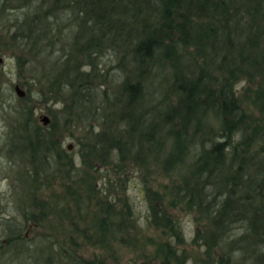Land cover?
Segmentation results:
<instances>
[{
  "label": "trees",
  "instance_id": "obj_1",
  "mask_svg": "<svg viewBox=\"0 0 264 264\" xmlns=\"http://www.w3.org/2000/svg\"><path fill=\"white\" fill-rule=\"evenodd\" d=\"M0 45L19 50L18 65L29 58L46 66L43 50H70L49 63L53 70L40 99L68 100L63 122L75 125L99 111L93 101L104 104L101 130L78 141L79 154L92 175L100 164L114 174L99 188L89 185L98 196L86 200L74 183L64 185L72 196L61 205L55 196H39L51 183L74 177V164L59 147L56 123L39 126L30 108L15 109L12 118L23 119L9 124L5 149L26 166L18 165L16 175L24 193L16 216L0 222V264H103L51 238L32 245L21 233L64 218L76 230L69 204L79 213L80 201L85 228L79 232L94 237L93 245L135 244L138 215L122 195L130 165L146 173L152 167L169 181L166 192H158L142 178L145 221L165 238L155 258L139 264L184 263L172 209L189 213L198 226L192 242L203 249L202 264H264V0H0ZM98 50L120 53L121 77L111 99L89 90L107 78L92 61ZM152 74L159 81L148 102Z\"/></svg>",
  "mask_w": 264,
  "mask_h": 264
},
{
  "label": "rangeland",
  "instance_id": "obj_2",
  "mask_svg": "<svg viewBox=\"0 0 264 264\" xmlns=\"http://www.w3.org/2000/svg\"><path fill=\"white\" fill-rule=\"evenodd\" d=\"M4 46L0 45V57L2 58L0 63V222H11V217L16 216L18 213L20 195L24 193L23 189H21L23 185L19 183L20 181L16 175L20 167L26 168L23 164H18L20 166L18 168L16 161L14 162L12 160L8 151L5 149L7 148L8 142H10V137L7 135L9 124L19 123L20 120L23 119L18 117L16 121L12 118V112L15 109L24 112L25 109L30 108V118L39 126H42V122L39 119L41 115H46L48 117V122L52 120V122L56 123V131L60 139L59 147L65 155L71 157V161L74 164V173L76 174L74 177L70 180H58L55 183H51L49 188L44 191L42 195L39 194V196H55L61 205L63 201L69 200L68 198L72 196L67 195L64 185L74 183L75 189L78 191L77 193L80 194V200H86L88 196L92 198L93 195H97V193H94V189L91 190L92 188H89V185H96V187L99 188L102 183H105L107 178L112 179L114 174L111 171V166L100 164L96 165L98 169L97 173L92 175L93 169L89 167L88 169L85 164L81 163L79 154L80 144L78 141L88 140L92 135L101 130L99 112L103 109L102 107L104 104L100 103L98 100L93 101L92 106H99V111L98 108L92 110L86 119L81 120V124L75 125V121L63 122L65 115H63L64 112L62 108L63 104L69 103L68 100L63 103L60 100L40 99L42 96L39 93V89H45V82L53 70L51 69V64L61 53H67L70 50H43V56L45 54L49 58L48 62L45 64L46 66L42 65V61L39 59L28 60L29 58L18 65L16 56L19 54V50L15 48L6 49ZM91 55L93 57L92 61L95 70L104 74L101 79L107 78L105 82L100 80L102 85L99 86L95 82L91 83L89 90L94 97L96 96L93 94L94 92L98 94L105 91L107 97L111 99L114 94V87L112 88L111 86L118 83L121 77L119 68L120 53L118 50H98L97 52L91 53ZM77 61L81 63L80 65H82L81 68L83 70H88L90 67L89 65H84L85 61L80 53L77 55ZM158 81L159 77L155 78L154 74H152L147 88L145 89V98L148 102H151L153 97L157 95V93H155V86ZM14 84H18L20 88L24 90V94H26L25 101H22L16 96L13 90ZM244 84L245 82L243 81L236 84L235 88L238 92H240ZM94 85H97V87ZM76 110L77 108L73 109V112H76ZM85 134H87V136H85ZM67 145H70V148H67ZM12 157L14 158V156ZM15 160L18 162L19 158L16 157ZM151 168L152 167H149L147 169V173L144 172L142 167L135 165H130L126 170L127 178L125 191L122 192V195L128 196L129 201L133 205L134 215H138L135 224L137 228V242L135 244L131 242H113L108 244L95 243V245H93L94 237L88 235L83 236L79 232L81 229L84 230L85 228V223H83L84 221H82V217L79 215V213L81 215L85 213L83 211L85 207L82 201H80L79 204V213L72 204H69L70 209L68 218L75 223L76 230L73 229V226L68 224L67 219L64 218L60 221L63 222L60 223V225L49 222L46 219L41 226H36L35 228H22L21 233L25 234L27 238L26 241L30 242L32 245L34 243L43 244L45 242L43 240L51 238L54 243L61 244L70 250L73 249L77 256L81 258L90 260H93V258H103V264H139L142 260L154 259L156 246L159 242L164 240L165 235L160 229L145 221L147 205L144 195L140 191L143 186L142 178L145 175L147 185L150 189L157 190L158 192H166L163 185L168 184L169 181L168 178H165L161 173H157V170H155L157 172L151 171ZM39 196L37 197L39 198ZM28 200L29 201L25 199L22 201H26L25 204L28 205L31 199L28 198ZM93 201L94 199L92 202ZM170 212L177 218L183 233L184 243L177 247V251H182L186 256L183 264H202L201 258L203 257V249L202 247H197L196 244L192 242L194 229L197 226L192 216L189 213H184L177 209H172ZM87 217H89V215ZM2 228L0 225V239L2 238ZM129 231L132 232L130 229ZM25 264L29 263L26 262Z\"/></svg>",
  "mask_w": 264,
  "mask_h": 264
},
{
  "label": "water",
  "instance_id": "obj_3",
  "mask_svg": "<svg viewBox=\"0 0 264 264\" xmlns=\"http://www.w3.org/2000/svg\"><path fill=\"white\" fill-rule=\"evenodd\" d=\"M1 61H2V58L0 57V63ZM13 90L18 98H21L24 96V90H22L18 84L13 85ZM39 119L43 125L48 123V117L46 115H41ZM67 148H70V145H67Z\"/></svg>",
  "mask_w": 264,
  "mask_h": 264
}]
</instances>
